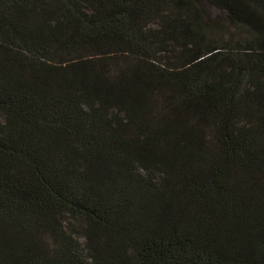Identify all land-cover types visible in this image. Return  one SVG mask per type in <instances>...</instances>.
I'll use <instances>...</instances> for the list:
<instances>
[{
	"label": "trees",
	"instance_id": "16d2710c",
	"mask_svg": "<svg viewBox=\"0 0 264 264\" xmlns=\"http://www.w3.org/2000/svg\"><path fill=\"white\" fill-rule=\"evenodd\" d=\"M0 264H264V0H0Z\"/></svg>",
	"mask_w": 264,
	"mask_h": 264
},
{
	"label": "rangeland",
	"instance_id": "374dc122",
	"mask_svg": "<svg viewBox=\"0 0 264 264\" xmlns=\"http://www.w3.org/2000/svg\"><path fill=\"white\" fill-rule=\"evenodd\" d=\"M211 15L213 17V19H217L216 22H220L219 26L221 27V23L225 22L224 18H223V13L219 12L217 9L215 8H211ZM214 33H217L219 35V33H221V38L224 41H229L232 44H235V41L240 39V36L238 34V32L231 27V30H226V29H221V31L216 30ZM77 237L79 238V240L81 242L84 241V237L82 235H77Z\"/></svg>",
	"mask_w": 264,
	"mask_h": 264
}]
</instances>
